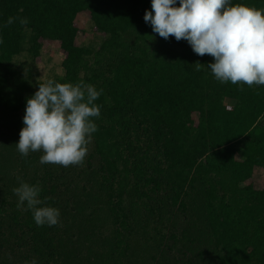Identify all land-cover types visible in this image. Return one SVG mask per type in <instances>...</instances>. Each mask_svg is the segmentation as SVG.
Segmentation results:
<instances>
[{
    "label": "trees",
    "instance_id": "1",
    "mask_svg": "<svg viewBox=\"0 0 264 264\" xmlns=\"http://www.w3.org/2000/svg\"><path fill=\"white\" fill-rule=\"evenodd\" d=\"M232 3L264 10V0H232ZM146 10H151V0H0L2 116L12 110L14 114L25 110L26 101L11 103V108L6 96L11 81L18 75L17 59L39 57L41 39L59 41L67 55L63 61L65 75L59 83L83 81L103 90L95 102L101 106V115L93 118L98 130L92 134L94 151L90 157L100 163L109 200L119 199L118 207L125 215L122 204L129 195L155 199L169 191L172 200L178 199L189 183L206 181L212 173L226 171L225 163L218 167L212 162L207 170L201 164L197 172L205 170L197 177L194 168L206 145L217 140L223 145L235 138L239 142L245 136L242 131L249 128L243 122L252 124L264 117V85L220 83L207 67L214 62L208 54L197 70L198 54L186 40L177 41L171 36L166 40L150 33L152 27L143 19ZM84 12L90 13L93 24L104 36L94 55L98 68L90 66L85 58L93 53L76 43L79 29L75 22ZM10 17L15 19L8 24ZM22 18L28 23L21 24ZM132 35L136 36L134 43L127 39ZM172 40L186 47L177 53L170 48ZM225 99L236 101L233 109L227 108ZM195 113L201 116L198 130L192 129L195 122L191 116ZM11 114L9 117L13 118ZM23 126L20 122L19 127ZM256 126L252 127L255 129L252 141L255 147L260 146L253 164L264 167V124H258V129ZM162 138L168 141L167 145L159 142ZM232 165L233 175L246 181L248 175L239 168L243 166L235 160ZM29 184H38L41 198L53 201L49 197L55 191H50L45 182L34 180ZM249 193V202L254 204L245 209L215 201L216 196L207 202L210 219L222 220V229L214 235L217 246L224 242L226 264H264V189ZM119 218L117 215V223L122 220ZM41 230L33 239L36 247L45 239L43 233L47 228L43 226ZM37 251L35 254L46 258ZM29 264H33L31 259Z\"/></svg>",
    "mask_w": 264,
    "mask_h": 264
},
{
    "label": "rangeland",
    "instance_id": "2",
    "mask_svg": "<svg viewBox=\"0 0 264 264\" xmlns=\"http://www.w3.org/2000/svg\"><path fill=\"white\" fill-rule=\"evenodd\" d=\"M75 25L79 29L77 46L93 53L85 58L90 66L98 68L94 65V55L99 50L103 34L93 24L89 12L79 14ZM150 33L157 38L153 30ZM135 37L132 35L127 39L134 43ZM40 42L39 57L20 56L17 59L18 75L11 81L12 87L6 95L10 106L11 103L23 104L38 90L39 84L48 80L59 82L64 78L63 61L67 55L60 42L49 38ZM170 43V48L177 53L186 47L174 40ZM196 56V63L206 58V55ZM224 104L231 110L236 101L225 99ZM14 111L10 113L12 118L10 114L3 117L2 108L0 110V264L5 261L29 264L30 259L31 262L43 261V264H226L224 242L219 243L221 247L217 246L214 235L222 229V220L210 219L212 216L206 207L208 199L216 196L215 201L222 200L245 209L254 204L249 202V192L264 189V167L253 164L260 144L255 143V147L252 141L255 133L252 127L264 124V117L255 119L252 124L243 122L249 128L242 131L245 136L239 142L235 138L230 141L232 143L227 141L222 145L223 142L217 140L206 145L194 168L197 177L202 176L212 162L218 167L225 163L226 171L212 173L206 181L189 183L178 199L172 200L169 191L155 199L129 195L122 204L125 215L118 207L119 199L112 202L107 196L100 163L90 157L94 151L92 140L86 159L80 164L68 167L41 164L42 151L30 152L27 156L17 151L19 123H23L25 110L17 114ZM191 118L195 122L192 129L198 130L200 114L195 113ZM141 131L142 126L139 132L143 135ZM159 142L168 143L165 138ZM217 145L220 148H216ZM222 149L225 151L220 154ZM234 160L243 166L239 168L248 175L246 181L233 175L234 165L231 167V163ZM201 164L205 169L200 173L197 166ZM34 180L45 182L50 191H55V195L49 197L53 201L45 203L60 210V223L51 227L44 225L47 228L43 233L45 239L37 247L33 245V239L43 226L36 225L30 210L18 207V197L13 191L21 182ZM114 206H117L115 210ZM15 215L17 219L14 220ZM117 215L122 219L118 223ZM37 249L45 259L35 254Z\"/></svg>",
    "mask_w": 264,
    "mask_h": 264
},
{
    "label": "clouds",
    "instance_id": "3",
    "mask_svg": "<svg viewBox=\"0 0 264 264\" xmlns=\"http://www.w3.org/2000/svg\"><path fill=\"white\" fill-rule=\"evenodd\" d=\"M143 19L160 37L186 40L194 53L210 55L214 62L207 67L220 83L264 85V10L232 0H151V10L145 11ZM20 23L28 21L22 18ZM196 67L200 70L201 64ZM102 92L83 81L39 84L26 100L17 151L22 156L42 151L41 164L82 163L98 130L93 118L101 115L95 102ZM13 191L18 207L30 210L36 225L60 223V210L45 203L48 198H41L38 184L21 182Z\"/></svg>",
    "mask_w": 264,
    "mask_h": 264
}]
</instances>
